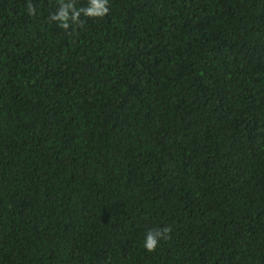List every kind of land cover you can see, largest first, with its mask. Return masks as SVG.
<instances>
[{
    "label": "trees",
    "instance_id": "obj_1",
    "mask_svg": "<svg viewBox=\"0 0 264 264\" xmlns=\"http://www.w3.org/2000/svg\"><path fill=\"white\" fill-rule=\"evenodd\" d=\"M61 2L0 0V264H264V0Z\"/></svg>",
    "mask_w": 264,
    "mask_h": 264
},
{
    "label": "clouds",
    "instance_id": "obj_2",
    "mask_svg": "<svg viewBox=\"0 0 264 264\" xmlns=\"http://www.w3.org/2000/svg\"><path fill=\"white\" fill-rule=\"evenodd\" d=\"M28 11L34 13V9L29 5ZM110 11L109 0H89L88 6L84 8H75L71 3H64L58 7V10L52 14L51 19L57 21L59 26L69 29L70 26L82 23L81 14L87 17H104ZM172 229L170 227L147 228L142 239V247L147 252L155 251L162 241L170 238Z\"/></svg>",
    "mask_w": 264,
    "mask_h": 264
}]
</instances>
